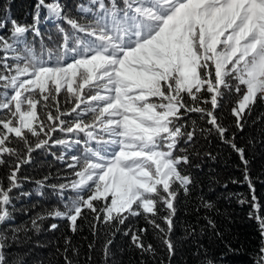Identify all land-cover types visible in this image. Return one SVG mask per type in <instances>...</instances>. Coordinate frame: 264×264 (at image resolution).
<instances>
[{
  "label": "trees",
  "instance_id": "trees-1",
  "mask_svg": "<svg viewBox=\"0 0 264 264\" xmlns=\"http://www.w3.org/2000/svg\"><path fill=\"white\" fill-rule=\"evenodd\" d=\"M38 2L0 0V20H9L0 30V187L9 189L12 175L18 184L0 222L4 264H257L264 246L255 218L264 216V100L257 94L238 128L231 110L245 85L235 72L215 83L207 26L216 10L234 5L244 16L223 32L251 28L248 15L256 2L45 0L39 8ZM218 30L213 34L222 39ZM142 48L168 65L146 68L155 86L130 81L127 87L120 82L122 60L131 61ZM215 49L228 51L229 45L220 40ZM184 59L191 66L190 85L180 73ZM54 71L68 72L70 86L45 76ZM30 73L34 79L14 96L16 82ZM146 107L166 123L154 148L169 150L174 174L129 209L107 216L112 195L105 194L102 180L79 185L104 154L100 146L107 144L109 122ZM27 111L34 113L32 124L17 130ZM205 111H213L227 138L244 149L254 192L240 156L207 123ZM188 131L194 132L191 141ZM185 156L187 163H178ZM184 175L191 180L187 191ZM56 211L79 215L76 230L66 218L50 215ZM169 213L171 231L163 219ZM133 233L143 248L133 243ZM165 240L173 245L171 254Z\"/></svg>",
  "mask_w": 264,
  "mask_h": 264
},
{
  "label": "rangeland",
  "instance_id": "rangeland-1",
  "mask_svg": "<svg viewBox=\"0 0 264 264\" xmlns=\"http://www.w3.org/2000/svg\"><path fill=\"white\" fill-rule=\"evenodd\" d=\"M256 9L249 13L248 25L251 28L238 30L234 33L223 32L228 29L233 20L241 18L242 9L239 6H230L216 10L207 23L209 38L213 49V63L215 67L216 84L224 79L227 72H235L241 83L245 85L243 95L237 103L255 90L256 94L264 96V0H254ZM200 3L198 2V5ZM168 8H172L169 6ZM58 11L54 15L57 16ZM53 20V19H51ZM219 29V30H218ZM218 30L223 38H217L213 32ZM228 43V51L215 49L217 42ZM130 43L126 39L125 44ZM162 45V44H161ZM157 45L159 52L164 48ZM124 61L120 82L125 81V85L130 87V81H140L141 85L151 84L155 86L157 80L153 76L146 74V68L150 65L161 66L165 69L168 63L163 59L153 55L146 48H142L136 53L131 61ZM122 63V62H121ZM190 64L183 60L180 66V73L185 74V84L190 85L193 81ZM151 68V67H150ZM50 80L59 82L61 85L70 86L71 80L68 72L54 71L45 75ZM34 79V74L30 73L21 77L14 86L13 94L27 82ZM126 87V88H127ZM213 89V88H212ZM141 96V95H140ZM105 97H102L104 99ZM264 100V98H263ZM237 103L234 107L237 106ZM154 111L149 108H141L134 115L115 118L109 124V136L107 144L101 145L104 148L103 155L99 156L89 170V175L81 181L80 187H84L90 180H102L105 194L110 193L112 200L106 209V215L129 209L131 204L144 192L152 190L158 182L166 184L174 174V161L168 158L169 150L154 148L157 143V133L166 128L165 121H161ZM34 113L27 111L20 115L17 130L32 124ZM116 116V115H114ZM134 157H140L143 161H133ZM144 162L150 163V168L142 166ZM145 204L148 201L144 202Z\"/></svg>",
  "mask_w": 264,
  "mask_h": 264
},
{
  "label": "snow or ice",
  "instance_id": "snow-or-ice-1",
  "mask_svg": "<svg viewBox=\"0 0 264 264\" xmlns=\"http://www.w3.org/2000/svg\"><path fill=\"white\" fill-rule=\"evenodd\" d=\"M45 5V0H39L37 7H41ZM48 8H52L53 7V3H49L47 4ZM10 23L15 24L16 21L14 19H12L10 21ZM9 24V20L5 19V20H0V30H3L5 28L8 27ZM262 98H264V96H261ZM257 98V94L255 90L250 91L248 94H246L245 96H243V98L237 103L236 107H233L231 110L232 115H234L236 117V126L240 129L243 128V123H242V114L245 112L246 109L249 108V106L254 103V101ZM212 108L215 109L218 106V102L216 100L212 101ZM201 113H206L208 120L207 123L209 125L212 126L213 129H215V131L218 133V135L220 136V138L222 140H224L225 143L229 144L233 150L240 156L241 162L244 164L245 166V170H244V179L246 182H248L249 184V188L253 189V186L251 184V181L249 180V176H248V171H247V164L248 161L245 159V154H244V149L239 147L234 140H230L227 138L226 133L228 131V129L226 127H224L221 123L218 122L217 117L215 116V114L213 113V111H205V112H201ZM211 130V129H210ZM194 138V132L193 131H188L187 132V140L191 141ZM187 157H182L178 163H181V161L187 163ZM10 183H11V187H17V179L15 175H12L10 177ZM191 183V180L189 178V176L184 175L183 176V180H182V184L181 186H185V191H187V185ZM11 187L7 190L3 189L2 187H0V222H3L5 220V218L7 217L8 213L5 209V205H7L9 203L10 197H9V192L11 191ZM254 192V189H253ZM176 196V194H174L173 198ZM244 201H242L243 203ZM206 207H211L210 204L205 205ZM252 207L254 209L258 208L259 205L256 203V197L253 194L252 196ZM168 209L173 210L174 212V208H173V202L168 204ZM50 215H54L56 217H64L66 218L69 222H70V227L73 231L76 230V221L78 219V217H80L79 215H65L64 213L60 212V211H56L55 213H50ZM256 220L258 221V225H259V229H260V235L262 237V245H264V216H256L255 217ZM167 225H168V230L171 231L172 229V214L169 213L168 216L163 218ZM121 223H123V221H121ZM209 223L211 224V221H209ZM36 224V221H33V225ZM57 227L56 224H52L51 228L55 229ZM157 228H159V224L156 225ZM127 234V233H125ZM132 241L134 244H136L137 247L139 248H143V245L140 242V237L133 233L132 234ZM111 243V242H109ZM164 243L167 245L168 251L171 254L173 252V245L169 240H165ZM3 248V245L0 244V249ZM145 250H151V245L148 246V249ZM5 262V256L3 254V251L0 250V264H4ZM68 264H71V261H68ZM208 264H213L212 261H208ZM257 264H264V246H262L259 249V256H258V260H257Z\"/></svg>",
  "mask_w": 264,
  "mask_h": 264
}]
</instances>
